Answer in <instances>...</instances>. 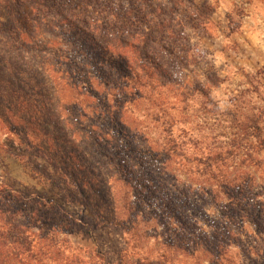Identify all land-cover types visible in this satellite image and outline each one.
<instances>
[{"label": "trees", "instance_id": "trees-1", "mask_svg": "<svg viewBox=\"0 0 264 264\" xmlns=\"http://www.w3.org/2000/svg\"><path fill=\"white\" fill-rule=\"evenodd\" d=\"M177 1L168 0L167 8L155 0H0V41L6 44L0 47V118L15 131L11 119L39 115L46 137L52 127L71 122L77 143L72 151L90 160L91 171L112 156L111 170L99 183L118 211L117 226L138 237L147 219L154 239L171 241L166 252L181 251L193 264H201L203 257L205 264L206 256H211L209 264L232 263L228 243H250L239 240L240 235L256 245L250 233L264 236V198L251 190L257 185L249 172L261 161L234 140L195 148L187 156L171 126L164 127L166 98L156 99L157 88L166 81L168 58L180 57L174 42L180 37L172 23ZM43 29L55 39L43 38ZM88 115L89 140L81 139L79 131ZM27 120L36 134L41 124ZM149 128L164 137L145 138ZM125 157L138 158L137 169L126 168ZM208 207L224 215L211 216ZM43 211L65 216L64 222L44 224ZM77 221L39 194L26 196L0 186V264H78L60 250L68 239H61L60 232L71 236V222ZM236 226L242 234L233 230ZM200 244L207 246L204 256ZM255 248L244 254L258 264L256 258L264 259V241ZM168 253L158 258L166 261Z\"/></svg>", "mask_w": 264, "mask_h": 264}, {"label": "rangeland", "instance_id": "rangeland-1", "mask_svg": "<svg viewBox=\"0 0 264 264\" xmlns=\"http://www.w3.org/2000/svg\"><path fill=\"white\" fill-rule=\"evenodd\" d=\"M155 2L170 7L168 0ZM176 6L179 12L173 14L172 23L180 37L174 39L180 57L168 58V75L163 86L157 88L160 96L156 98H166L163 110L169 125L164 127L171 126L173 137L184 144L187 156L194 155L195 148L240 142L247 154L261 161L249 172L257 185L251 190L264 198V0H179ZM40 34L55 39L46 29ZM3 45L0 41V47ZM77 110L74 108L73 113ZM22 116L23 120L16 119V123L10 120L15 131L6 128L0 118V186L26 196L39 194L78 220L76 225L71 222V236L60 232L61 239L68 238L61 243L64 256L71 262L78 259V264H146L147 260L153 264H193V259L181 251H167V260H160L158 257L167 253L165 246L171 241L163 244L162 239H154L156 232L147 219L141 221L138 237L115 224L118 211L107 189L101 191L99 183L101 176L111 170L112 156L110 160L107 156L100 158L99 167L93 169L95 176L90 160L72 151L77 143L71 136V122L66 127H52L46 137L39 115ZM91 117L83 118L81 139L90 138ZM27 119L41 124L36 134L31 132ZM143 132L152 141L164 137L154 128ZM85 143L79 146L81 150ZM129 167L137 169L138 158L129 160ZM206 210L211 216L224 215L221 209ZM41 214L46 225L50 221L55 226L65 219L55 213ZM206 224L202 226L209 230ZM232 228L241 233L239 226ZM250 234L256 235V245L239 235V240L250 243H228L232 263L223 260L220 264H254L244 251L248 248L257 252L259 246L255 247L264 236ZM200 246L198 251L204 256L207 246ZM256 259L264 264L263 258ZM210 260L211 256H206L205 264Z\"/></svg>", "mask_w": 264, "mask_h": 264}]
</instances>
